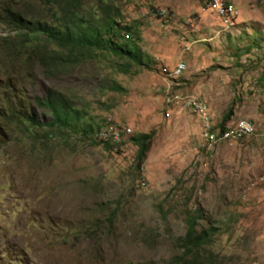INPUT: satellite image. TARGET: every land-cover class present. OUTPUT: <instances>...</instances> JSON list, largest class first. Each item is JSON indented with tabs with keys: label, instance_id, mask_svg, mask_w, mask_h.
Instances as JSON below:
<instances>
[{
	"label": "rangeland",
	"instance_id": "rangeland-1",
	"mask_svg": "<svg viewBox=\"0 0 264 264\" xmlns=\"http://www.w3.org/2000/svg\"><path fill=\"white\" fill-rule=\"evenodd\" d=\"M212 1L106 0L144 65L100 51L54 77L12 66L16 33L0 26V91L43 125L25 136L0 101V264H169L190 220L213 233L210 264H264V0H224L227 28ZM50 89L92 132L49 136L35 98ZM242 118L250 136L208 147ZM108 123L118 144L92 138ZM151 132L137 162L129 139Z\"/></svg>",
	"mask_w": 264,
	"mask_h": 264
},
{
	"label": "trees",
	"instance_id": "trees-1",
	"mask_svg": "<svg viewBox=\"0 0 264 264\" xmlns=\"http://www.w3.org/2000/svg\"><path fill=\"white\" fill-rule=\"evenodd\" d=\"M106 0H0V23L11 26L17 34L11 41L6 56L13 65H31L37 62L48 77L64 72L91 58L96 52L111 53L126 58L136 65H144V55L138 45L124 40L130 28L118 23V8ZM128 38V36H127ZM92 54V55H91ZM6 106L9 123H19V130L34 139V129L42 123L27 105L14 106L10 97L0 98ZM39 108L50 113L44 124L50 137L59 132L77 130L86 136L92 127L83 124L84 113L72 105L67 95L47 90L42 98H35ZM231 116L225 117V121ZM155 132L138 134L129 140L138 147L136 160L140 162L150 147ZM107 143V141H101ZM190 220L185 235L179 239L181 254L169 264H210L201 252L212 234L209 230L195 229Z\"/></svg>",
	"mask_w": 264,
	"mask_h": 264
},
{
	"label": "bare ground",
	"instance_id": "bare-ground-1",
	"mask_svg": "<svg viewBox=\"0 0 264 264\" xmlns=\"http://www.w3.org/2000/svg\"><path fill=\"white\" fill-rule=\"evenodd\" d=\"M211 2V1H210ZM211 5H215V7L220 12L221 17L227 22L226 28L229 25L231 20L229 13H227V9L225 5H220V0H214ZM178 71V68H177ZM183 107L186 109H197L201 110V104H198V107H194L191 104V99L186 98L182 102ZM243 129V132H240ZM254 132V125L250 120L247 119H238L232 125L227 126L225 129L220 130L219 132H212L207 131L206 133V140L207 145L209 148H212L216 142H223V141H237L244 139L250 136ZM97 140H108L113 143H117L121 140V130L117 129L115 125L108 123L106 124L104 130L101 132H97L95 134ZM118 144V143H117Z\"/></svg>",
	"mask_w": 264,
	"mask_h": 264
},
{
	"label": "clouds",
	"instance_id": "clouds-1",
	"mask_svg": "<svg viewBox=\"0 0 264 264\" xmlns=\"http://www.w3.org/2000/svg\"><path fill=\"white\" fill-rule=\"evenodd\" d=\"M0 26H4V27H7V28H9L10 30H12L10 27L11 26H8V25H5V24H2V23H0ZM13 31V30H12ZM14 32V31H13ZM15 33V32H14ZM123 34H125V33H123ZM16 36H17V34H16ZM126 37H127V35H126ZM16 38V37H15ZM14 38V39H15ZM13 39V40H14ZM10 44H11V42H10ZM33 64H36V65H38V63L37 62H34ZM40 68H41V66L40 65H38ZM42 69V68H41ZM42 71H43V69H42ZM43 74L46 76V74L44 73V71H43ZM56 76V75H55ZM46 77H48V76H46ZM54 77V76H53ZM50 90H55V89H50ZM58 91V90H57ZM2 91H0V93H1ZM60 92V91H59ZM3 94L2 95H0V98H2V97H4V96H7V97H10L11 98V100H12V97L10 96V95H7V94H5V92H2ZM62 93V92H61ZM37 98V97H36ZM39 98H42V97H39ZM12 103L14 104V106H17V102H15V101H13L12 100ZM2 106V105H1ZM3 107H5L6 108V106H3ZM42 109H44V108H42ZM7 110V109H6ZM46 110V109H45ZM6 114H7V111H6ZM50 114V113H49ZM7 117V116H6ZM105 121V120H104ZM6 122V121H5ZM103 127H104V124H103ZM102 127V128H103ZM101 128H99L98 130H96L95 132H93V135H92V138H93V140H95V141H98V140H96L95 139V134H96V132H98L99 130H100ZM98 142H100V141H98ZM101 143H103V142H101ZM103 144H107V143H103ZM107 145H110V144H107Z\"/></svg>",
	"mask_w": 264,
	"mask_h": 264
},
{
	"label": "built area",
	"instance_id": "built-area-1",
	"mask_svg": "<svg viewBox=\"0 0 264 264\" xmlns=\"http://www.w3.org/2000/svg\"><path fill=\"white\" fill-rule=\"evenodd\" d=\"M220 5L226 6L227 13H229L231 19L236 16L237 12L235 11L234 6L231 3L223 0L220 1ZM240 132H243V129Z\"/></svg>",
	"mask_w": 264,
	"mask_h": 264
},
{
	"label": "crops",
	"instance_id": "crops-1",
	"mask_svg": "<svg viewBox=\"0 0 264 264\" xmlns=\"http://www.w3.org/2000/svg\"><path fill=\"white\" fill-rule=\"evenodd\" d=\"M204 99V101L206 102H208V104H209V107L211 106V104H210V102H211V100H210V98H208V97H204L203 98ZM203 102V101H202ZM205 102H203L204 103V105H205ZM207 102H206V104H207ZM206 106V105H205ZM208 120H209V124H211V125H213V122L211 121V118L210 117H208ZM252 121V120H251ZM254 122V121H253ZM226 123H227V121H226ZM254 124V123H253ZM227 127V126H226ZM225 127H223V128H221V129H224Z\"/></svg>",
	"mask_w": 264,
	"mask_h": 264
}]
</instances>
